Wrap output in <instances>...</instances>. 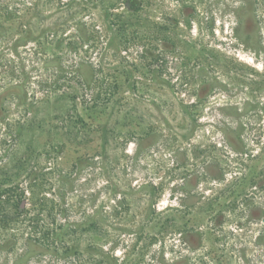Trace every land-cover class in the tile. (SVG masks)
Instances as JSON below:
<instances>
[{
    "label": "rangeland",
    "instance_id": "374dc122",
    "mask_svg": "<svg viewBox=\"0 0 264 264\" xmlns=\"http://www.w3.org/2000/svg\"><path fill=\"white\" fill-rule=\"evenodd\" d=\"M19 1L53 37L0 172L57 245L5 230L2 199L0 264H264V0Z\"/></svg>",
    "mask_w": 264,
    "mask_h": 264
},
{
    "label": "trees",
    "instance_id": "16d2710c",
    "mask_svg": "<svg viewBox=\"0 0 264 264\" xmlns=\"http://www.w3.org/2000/svg\"><path fill=\"white\" fill-rule=\"evenodd\" d=\"M43 9L44 8L36 3L32 5L29 3H22L19 0H0V130L1 126L4 127L3 123L11 119V116L8 114L9 110L5 107L7 103L15 99L19 100L20 104H25L27 100L25 83L28 84L30 79V73L26 72V69L29 68L28 65H37V61L35 63V58L40 55L39 51L45 53V51L49 49V39L53 37L50 33V26L40 27L37 24L38 22H43V16H41L42 14L44 15ZM74 22L76 23V38L80 41V44L81 42L84 44L88 41V38L92 37V34L96 33L93 26L88 27L90 23L80 20ZM131 23V20L127 22L124 21L121 22L120 26L125 28V26ZM41 40H44V42L38 43V50L34 48L32 50L27 49V53L21 51L22 49H26L30 42H38ZM56 47L61 48V42L58 41ZM69 47L70 51L74 50L77 52L78 50L76 47ZM6 56L11 57V60L7 59ZM31 67L33 66H30V68ZM3 70H7V76L2 74L3 72L1 71ZM18 73L22 77V80L18 82L12 81V79L16 77L15 74ZM39 124L41 125V123ZM24 125H19L13 132L8 129L2 134L9 137L15 136V133L21 135ZM36 127L39 128L37 124ZM32 128L33 127L30 126L28 129ZM3 137L4 136L1 137L0 141H5ZM8 141L9 140L5 141V144L8 143ZM18 173H21V171L19 170ZM16 178L17 177L8 170H5L3 173L2 171L0 172V200L3 199L7 201L8 208L14 211L10 218L5 217L6 222H3L2 226H4V229L7 231L20 232L27 230L31 235L40 236L39 238H32V240L29 238L27 241L35 246L40 244V242L44 244L49 243L50 246H53L52 250L55 251L54 245H57L56 236H53L48 230L41 229L39 225L41 217H44L46 214L23 213V210H25L24 206H22L21 203L18 204V201L24 196L26 189L23 190L19 187ZM29 187H31V185ZM29 187L27 189L31 192V188L29 190ZM33 209H35V206H33ZM52 216L56 217L57 213H54ZM23 218H28V220L25 221ZM15 219H17V221H15ZM16 226H26L27 228L16 229L14 228ZM51 235L53 236L52 238ZM58 241L61 243V240ZM15 243V240L8 241L10 247Z\"/></svg>",
    "mask_w": 264,
    "mask_h": 264
},
{
    "label": "flooded vegetation",
    "instance_id": "af4514ba",
    "mask_svg": "<svg viewBox=\"0 0 264 264\" xmlns=\"http://www.w3.org/2000/svg\"><path fill=\"white\" fill-rule=\"evenodd\" d=\"M254 211H256V212L258 211V212H259V210H258V209H254ZM261 212H262V210H261Z\"/></svg>",
    "mask_w": 264,
    "mask_h": 264
}]
</instances>
